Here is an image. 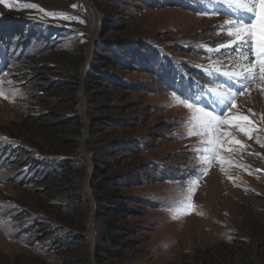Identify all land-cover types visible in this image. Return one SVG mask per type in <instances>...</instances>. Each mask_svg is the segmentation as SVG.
<instances>
[{
    "label": "rangeland",
    "instance_id": "374dc122",
    "mask_svg": "<svg viewBox=\"0 0 264 264\" xmlns=\"http://www.w3.org/2000/svg\"><path fill=\"white\" fill-rule=\"evenodd\" d=\"M237 18L254 19L221 0L0 2V264H264V81L221 74L256 59L223 47ZM214 86L252 123L222 124L241 144L212 154L182 101L227 116ZM103 237L129 247L97 263Z\"/></svg>",
    "mask_w": 264,
    "mask_h": 264
},
{
    "label": "snow or ice",
    "instance_id": "6c2138e0",
    "mask_svg": "<svg viewBox=\"0 0 264 264\" xmlns=\"http://www.w3.org/2000/svg\"><path fill=\"white\" fill-rule=\"evenodd\" d=\"M0 2L6 3V0H0ZM221 2L229 8L241 10L254 17V19L249 20L248 22L243 21L241 18H237L235 21L225 22L228 27V35L234 37V39L230 40L227 45H223V47L226 49H232L233 51L243 50L247 47L251 50V54L256 58L254 62L243 71H224L221 74L224 77L236 80L237 82L254 80L258 74L260 80L264 81V0H221ZM25 7L39 8L40 11H45L35 4L25 5ZM46 15L53 18H72L69 14L63 12H46ZM214 27L219 28L221 26L216 25ZM211 91L215 92L216 89H212ZM237 91H243V83H241V86ZM2 95H4L3 92H0V96ZM234 95L235 93L231 96L228 93L221 94V97L228 100L227 107L225 108L228 113L227 116H225L224 111L217 113L213 110H209L205 106H199V103L193 104L189 103L188 100L182 101V103L186 104L188 108L194 109L195 113L198 114L194 116V120L200 129L205 132L217 133L216 135H213L211 139L206 141L211 145V147L207 149L209 153L215 154L218 148L225 149L226 143L236 145L241 144V141L238 139L221 140L219 132L222 124L235 123L245 133H251V128L247 125L252 122L247 115H231L232 109L236 107ZM223 135L227 137V133H223ZM186 147L191 146L189 145ZM221 160H223V158H221ZM189 207H191V205H189Z\"/></svg>",
    "mask_w": 264,
    "mask_h": 264
},
{
    "label": "trees",
    "instance_id": "16d2710c",
    "mask_svg": "<svg viewBox=\"0 0 264 264\" xmlns=\"http://www.w3.org/2000/svg\"><path fill=\"white\" fill-rule=\"evenodd\" d=\"M11 33H14V31L12 32V28H11ZM6 33L7 32H4L0 30V42L4 43L5 44V40L6 39ZM8 34V33H7ZM9 36L11 35L10 33L8 34ZM8 43H9V40H7ZM4 51V49H3ZM163 67H164V70H162V67H159L161 68L159 70L160 74L162 75V77L164 78L165 81L169 82V81H173L175 82L177 80V74L174 70L173 67L170 66L169 63H165L163 64ZM107 186L108 183H107ZM83 220L81 221V224L79 225V232H83L84 230V226H83ZM69 237V239L64 242V246L66 247V250H68L69 252H71L72 250V246L74 244V239L77 238V236H74V238H72L70 240V235L67 236ZM78 238H84L83 236H78ZM73 241V242H72ZM129 240L125 241V242H122V241H118L116 239H110V238H104L103 237V242L101 244H96V247H95V250H94V259L97 263H100L102 259H104L105 257H119L121 256V254L123 253V250L128 248L129 247ZM112 244L111 247L113 249H109V244ZM83 244L86 245L87 244V241L83 240ZM82 244V245H83ZM89 260V255H87V257L85 258V261L83 259V263L82 264H86L87 261ZM79 260H75L73 263L74 264H81L78 262Z\"/></svg>",
    "mask_w": 264,
    "mask_h": 264
},
{
    "label": "bare ground",
    "instance_id": "6f19581e",
    "mask_svg": "<svg viewBox=\"0 0 264 264\" xmlns=\"http://www.w3.org/2000/svg\"><path fill=\"white\" fill-rule=\"evenodd\" d=\"M211 96H212V95H211ZM90 225H91V224H90ZM90 225H89V226H90Z\"/></svg>",
    "mask_w": 264,
    "mask_h": 264
}]
</instances>
